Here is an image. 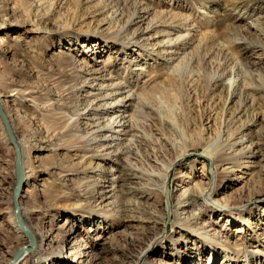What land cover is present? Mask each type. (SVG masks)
Listing matches in <instances>:
<instances>
[{
  "label": "rangeland",
  "instance_id": "rangeland-1",
  "mask_svg": "<svg viewBox=\"0 0 264 264\" xmlns=\"http://www.w3.org/2000/svg\"><path fill=\"white\" fill-rule=\"evenodd\" d=\"M50 1H43L39 21H36L37 10L32 5L34 0H0V36L20 32L25 41L32 40L30 46H18L12 56L0 59V89L12 79L37 91L33 106L27 102L7 108L21 136L29 164L33 157L29 139L34 141L35 137H46L55 147L59 145L66 150L53 155L48 163L55 162L56 166L77 170L88 162L86 160L85 164L76 165L69 158L74 150L89 154L87 150H78L85 145L81 137H85L89 131L85 122L78 120L79 115L84 114L78 100L83 98L82 103L88 102L85 98L88 87L81 92L76 91L85 81L86 73L78 71L75 68L77 65L71 61L67 68L58 55L54 56L60 50L67 51L66 48L72 49V56L80 63L85 60L89 65L97 63L101 67L105 65V68H111L115 78L113 81L126 87L123 94L116 96L118 98L126 97L129 91L141 94L150 78L149 83L154 81L151 88H164L172 80L175 82L171 89L175 94L173 99L131 101L129 113L134 114L136 121L133 125L134 135L137 136L136 146L128 154H113L112 165H117L115 161L124 165L133 163L140 172L154 171L164 175L168 167L178 163L168 183L172 192L179 185L186 187L194 181H213L211 162L198 155L215 141L230 147L243 134H247L248 144L255 143L264 155V0H54L53 6ZM14 4L13 12L10 9ZM143 14L149 29L146 36L140 35L141 24L137 20ZM29 22L35 23L39 30L31 29ZM54 22L61 25L68 36L43 32V29L54 31ZM117 34L120 36H115ZM69 40L76 44L69 47ZM134 42L138 45L128 48ZM92 44H97L92 48L95 55L87 52ZM165 50L175 52L177 60L167 63ZM94 58L96 60L93 61ZM140 66L145 70L135 71ZM73 68L75 70H70ZM233 82L235 84L231 89ZM63 115L66 118H61ZM121 138L125 136H115V139ZM15 161L14 149L6 142L0 125V264H6L27 242L23 235L12 231L9 223L12 210L7 201H13ZM109 166L105 165V168L109 169ZM246 172V169H238L233 173H221L219 180L229 178V182L225 183L229 186L219 189L215 200L225 203L229 200L225 198L226 194H229L231 202L233 199L242 204L244 213L254 214V217H250L252 226H244L243 221L238 220L239 216L237 221L227 223L226 219H219L211 213H201L196 221L206 224L208 230H218L227 237L230 244H227L226 238L223 239L225 243H220L219 239L215 241L221 245L227 244L230 255L226 256L220 249L217 254L212 253L209 247L202 251L203 245L198 239L190 241L192 245L183 243L182 251L189 247L196 250L200 246L203 253L197 251L199 259L195 261L196 264H264V202H261L264 201V169L250 181L245 180ZM185 173L190 174V178L184 181ZM44 175L38 177L39 183ZM78 182H82L80 177H75L73 183H62L61 190L72 194L63 205H76V201L80 200L79 191L94 188L78 187ZM120 190L117 196L122 210H142L146 202L163 215L177 210V193L173 194L175 199L168 204L167 194H159L148 200ZM37 199H24V210L27 212L41 206L42 201ZM86 203L89 209L83 213L80 210H61L58 218L42 223L45 227L50 225L57 228L68 218L75 221L81 232L85 231L86 234L91 228L96 230L102 222L103 229L98 230L97 234L103 233V236L124 226L121 221L120 224L113 222L106 226L99 219L102 216L94 212L103 211L95 206L93 200L88 199ZM90 213L99 220H89ZM125 214L132 215L129 212ZM171 221H175V213L167 220V236L178 239L180 229L174 227ZM130 225L128 222L125 226L126 232L148 243L149 232L144 233ZM242 229L247 233L239 234L238 231ZM92 234L87 236L94 239L96 233ZM241 236L245 239L239 241ZM126 240L121 235L115 243H111L112 250L107 256L109 264L133 263L127 253L137 254L141 242L137 244L139 248ZM170 247L168 245L165 250L161 249L155 258L168 262V255L172 252L177 254L179 250ZM59 252L60 255L64 254L63 257L70 258L66 251ZM175 262H179L178 259ZM41 264L53 263L48 261Z\"/></svg>",
  "mask_w": 264,
  "mask_h": 264
},
{
  "label": "bare ground",
  "instance_id": "bare-ground-1",
  "mask_svg": "<svg viewBox=\"0 0 264 264\" xmlns=\"http://www.w3.org/2000/svg\"><path fill=\"white\" fill-rule=\"evenodd\" d=\"M43 1L45 0H34V3L32 4L35 10H37L35 14L36 21H39L38 14H41L40 8L43 5ZM53 1L54 0L50 1L52 2V6L55 3ZM10 5H12V2ZM14 8L15 4L10 10L14 12ZM137 20L138 23L141 24L139 27L140 35L146 36L149 33V29L146 23L145 14L137 17ZM2 23H4V21H2ZM28 26L32 27L31 29L33 30H39L35 23L29 22ZM52 26L55 27L54 31H51L52 29H43V32L53 34V36H60L65 32V30L62 29V26L58 25L56 22L52 23ZM64 34L68 36V33ZM115 36L118 37L120 34ZM51 40L52 42L55 41L53 39ZM30 43L32 44V40L25 41L20 32L13 35L8 34L0 36V59H6L9 56H12L18 46L26 47ZM68 44L69 47H71L76 43L69 40ZM137 45L138 43L134 42L131 43L128 48ZM91 46V48H87L89 54L93 53L92 48L97 47V44H92ZM173 46L175 47L176 45ZM142 47L145 46L142 45ZM4 48L6 49L5 51H3ZM66 50L67 51L60 50L58 53H54V56L58 55L65 62L67 68H69L68 65L71 61L73 65H77H75V68L78 71L80 70L82 73L83 71L86 73L85 78L83 76L85 81L76 88V91L81 92L88 87L87 92H85V98L88 99V102H86V104L82 103L84 101L83 98H81L82 100H78L79 103L81 102V106L84 110V114L81 113L78 120L85 122L89 131L86 133L87 137L80 136L81 140H84L85 145L83 144L80 146L78 150H87L89 151V154H81L80 151L76 152L74 150L72 151L74 154L69 156L70 160L73 159V161L76 162V165L82 164L87 160L88 162L85 167L72 170L63 165L56 166L55 162L54 164L48 163L53 155H57L59 151L66 150L59 145L55 147L46 137H35L34 141L32 138L29 139V144L33 153V157L29 164L21 136H19V131L14 123H12L11 113L7 111V108H14V105L16 104H26L27 102H30V105L33 106L32 104H35V95H37V91L30 86L19 85L12 79H9L3 88L0 89V104L11 122L13 132L16 136L17 146L20 149L22 156V173L25 187L20 198L21 215L25 225L36 238V245L31 248V251H23L17 264H41L48 261L53 264H109L107 262V256L112 250L110 245L111 243H115L117 237H120L121 235L122 237H126V241H129L130 245H137L141 242V248L137 245L140 248V250L137 251V254L136 252L134 254L127 253L128 259L130 262H133L132 264H196L195 261L199 259L198 252L200 254L203 253L201 250H205L206 247H209L212 253L217 254V250L220 249L226 254V256L228 254L230 255L226 246L227 244H230L228 238L223 236L218 230H208L206 224L198 223L196 220L199 219L198 216L201 215V213L205 212L216 215L219 219H226L227 223L237 221V217L239 216L238 220L243 221L244 226H248L247 224L252 226L250 217H254V214L244 213L245 211H242V204L238 201H233V199L231 202L229 194H226L225 198H229V200H226L225 203L215 200V196L219 189L229 186V184H225L226 181L229 182V178L224 177L222 181L219 180L221 173L228 174L233 173L238 169H246L247 172L245 174L247 178L245 180L247 181L253 180L255 175L261 174L264 169V155L260 153L256 144H248L250 141L247 139V134H243V136L240 139L238 138L230 147H224L223 145L218 144V141H215L208 145L203 153L198 155V157L207 159L211 162L213 166V181H210L209 183H204L202 180L194 181L193 184L190 183L186 187L179 185L172 192H170L168 188V183L171 179V174L174 171V168L179 166L178 163L168 167L164 175H160L154 171H150V173L140 172L139 169L134 168L133 163L124 165L123 163L115 161V164L117 165H112L113 161L111 157L113 154H115L114 156L122 153L128 154L136 146L137 136L134 135L133 132V125H135L136 121L134 114L129 113L132 106L131 101L139 100L144 102V100L146 101L147 99L157 100L158 98H164V100L173 99L175 94L171 89L175 82L172 80L170 83H167L166 86L164 85V88H151L154 81L149 83V81L152 80V78H150L149 81L144 84L147 85L145 86L147 88L143 89L144 91L142 90L141 94L129 91L126 97L118 98L116 96H119L120 93L123 94V90L126 89V87L113 81L115 78H113L111 68H105V65L101 67L99 64L97 65V63L89 65L85 60L80 63L76 57L74 58L72 56L71 48H66ZM93 54L95 55V53ZM174 54L175 52L165 50L164 58L167 63L170 60H177V56H174ZM94 60L96 59L94 58L93 61ZM99 62H101V60ZM100 64H103V62ZM75 68L70 70H75ZM144 70L145 69L140 66V69H136L135 71ZM234 82L230 86L231 89L235 84ZM112 93L115 94L112 95ZM94 97L96 98L94 99ZM107 100L109 102H107ZM22 112L23 111L20 113ZM62 117L66 118L65 115L61 116V118ZM106 122L107 124L105 125ZM0 125L3 128L6 142L8 145H11L9 143V138H7L8 136L5 133L6 130L4 131L5 127L3 126L1 119ZM116 135H118V137L125 136V138L115 139ZM11 147L14 149L12 145ZM105 165H110L109 169L105 168ZM68 166L70 165L68 164ZM114 166H117L116 170L114 169ZM42 174H46V176L44 175L45 177L41 179L39 183L37 179L38 177H41ZM189 175L190 174L187 173L184 174V181L188 177L190 178ZM203 175L206 176L205 174ZM16 176L17 169L15 166V178ZM75 177H80L82 180L81 183L78 182L80 184L78 187L84 185L87 188H93L94 186L95 189L93 188V191L91 190L92 192L88 189L85 191H79L78 199L80 200L76 201V205L69 204L65 206L63 204L70 199L72 194L61 190L62 183H73ZM95 178H97V180H95ZM36 182H38V184H36ZM143 182L145 184H143ZM120 188L132 195L146 197L148 200L159 194H167L168 204H170L171 199H175L173 194L177 193V197H179L177 210H175V212H171L170 210L169 214L163 215L157 210H153V206L149 202L144 204L142 210H122V207L119 208L117 196ZM36 198L42 201V205L35 206L26 212L22 205L23 200H35ZM88 199L91 201L93 200L94 204H96L95 206L98 207L100 211H103L100 213L92 209L94 212L98 213L96 215L102 216L99 219L103 221L106 226L113 224V222L120 224V221L124 223V226L119 227L116 231H113L106 236H103V233L97 234L98 230L103 229L101 227L102 222L101 224L99 223L100 225L98 224L96 230L91 228L86 234L84 233L85 231L81 232L75 221H72L71 219L69 220L68 218H66V221L57 228L50 225L45 227L43 225L44 223L42 222L45 220L49 219L50 222H52L58 218L61 210H80L81 213H83V211L89 209V206L87 207L89 202L86 203ZM12 202L11 199L7 201V204L11 206L12 210L9 221L11 229L13 232L19 235L21 234L27 239V242L23 247H30L29 237L21 231L15 220V210ZM261 202L263 203L264 201ZM129 203L131 204V202ZM126 212H129L132 215L127 216L125 214ZM173 213H175V221H171V224L180 229V232L177 233L179 235L178 239H174V236H167L166 233L167 220L171 219ZM91 214L93 213H90L88 219L97 221L96 219L98 218L95 219ZM76 217L80 218V216ZM128 222L132 224L130 225L132 228L141 229L144 233L146 231L149 232L150 238L148 243L143 240L140 241L135 237L136 235L126 232L125 226L128 225ZM147 227H149V230ZM244 232L247 233V230L242 229L238 231L239 234ZM92 233H96L94 239H91V236H87ZM180 234H182V236ZM197 239L198 241H201L200 243L203 245L201 247L202 249L200 246H198L196 250L194 249L195 247H189L186 251L180 249L183 243L187 242L192 245L193 243L190 241H196ZM215 239H219L220 243H225L224 240H226L227 244L221 245L215 241ZM244 239L245 237L241 236L239 241ZM69 240H71L70 243ZM168 245L175 250L179 249L178 253L175 254L172 252L169 254L168 262L155 258V254L161 249L165 250ZM59 251H66L69 255L67 256L70 258L63 257L62 255L64 254L60 255L61 253ZM14 255L7 260L6 264L11 263ZM176 259H178L179 262L176 263ZM229 259L231 260V256H229Z\"/></svg>",
  "mask_w": 264,
  "mask_h": 264
},
{
  "label": "water",
  "instance_id": "water-1",
  "mask_svg": "<svg viewBox=\"0 0 264 264\" xmlns=\"http://www.w3.org/2000/svg\"><path fill=\"white\" fill-rule=\"evenodd\" d=\"M0 119L3 122V125L5 127L6 130V134L9 138L10 144L14 147L15 149V166L17 169V176H16V186L14 189V193H13V204H14V215H15V220L19 226V228L21 229V231L27 235L30 239V247H22L20 248L16 254L14 255L12 261L10 264H17L21 258V255L23 253V251H31V248L34 247L36 245V238L35 236L32 234V232L27 228V226L25 225L22 215H21V209H20V198L24 189V179H23V173H22V156H21V152L20 149L17 146V142H16V136L13 132V128L11 125V122L7 116V114L5 113L3 107L0 104Z\"/></svg>",
  "mask_w": 264,
  "mask_h": 264
}]
</instances>
